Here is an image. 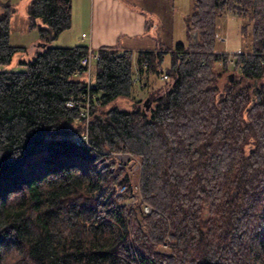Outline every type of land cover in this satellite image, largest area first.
<instances>
[{
	"label": "trees",
	"instance_id": "1",
	"mask_svg": "<svg viewBox=\"0 0 264 264\" xmlns=\"http://www.w3.org/2000/svg\"><path fill=\"white\" fill-rule=\"evenodd\" d=\"M1 6L5 64L25 46L10 40L13 4ZM27 9L45 45L25 68H0V264H264V0H194L189 42L139 50L136 64L133 50L99 47L90 145L75 138L81 107L66 104L87 89L89 45L52 43L72 0ZM228 9L252 24L232 53L217 47ZM119 96L129 105H107ZM117 150L140 162L135 202Z\"/></svg>",
	"mask_w": 264,
	"mask_h": 264
},
{
	"label": "rangeland",
	"instance_id": "2",
	"mask_svg": "<svg viewBox=\"0 0 264 264\" xmlns=\"http://www.w3.org/2000/svg\"><path fill=\"white\" fill-rule=\"evenodd\" d=\"M13 3L15 4V8L13 9L12 13V33L10 40L15 44L26 45L28 50H25L24 52L18 50L8 63L0 64V68L2 69L25 68V64L21 62V59H28L29 54L31 53L32 42L34 40H41L38 27H30L29 25L31 21L27 10L28 0H14ZM157 5L160 9L161 3L158 2ZM193 6L194 0H170L163 13L160 12V9V11H154V14L151 13L149 8L142 6V9L148 11L146 12L147 16L151 18V25L148 27V29H151L146 31L145 37H143L144 41H147L149 44H152L154 41L153 44H156L157 42V44H163L164 46L174 45L177 42H189L191 36L187 31V19L193 10ZM80 26L81 21L79 20V16H77L76 10L75 24L74 28H72V31H74L76 28L79 29ZM251 27L252 24L248 17L240 15L239 11L233 9L225 10L218 16V49L236 51L240 47H245L251 37ZM52 43L55 45L73 44L71 41L64 40L63 38H57L53 40ZM134 56L136 64L137 51H134ZM170 59L171 55L168 51L166 52L165 60L162 63L163 68H165L170 63ZM82 75L84 76V74ZM154 77L155 79H153V82L156 84L164 81L162 73L161 76L155 75ZM134 93L137 94V97H146L145 90H143V87H141V81H135ZM113 104H118L121 106L129 105L127 98L123 96L116 97L107 103V105ZM144 106H146L145 102ZM89 121H86L85 119L82 120L84 128L79 134L85 133L87 131L89 132ZM115 155L119 160V164L128 166L129 168L135 188L128 202H135L137 200L140 162L138 159L135 160L131 156V153L127 150H117L115 151ZM149 208H151V206H149ZM163 250H167L166 246L163 247Z\"/></svg>",
	"mask_w": 264,
	"mask_h": 264
},
{
	"label": "crops",
	"instance_id": "3",
	"mask_svg": "<svg viewBox=\"0 0 264 264\" xmlns=\"http://www.w3.org/2000/svg\"><path fill=\"white\" fill-rule=\"evenodd\" d=\"M1 1L2 0H0V10L2 7ZM10 1L15 8V4L13 3L14 0ZM29 1L30 0H28V3ZM169 1L170 0H72V25L70 28L64 30L58 38L69 40L73 44L78 42L87 43L89 49L93 50H97L102 46H115L120 49H130L133 51L164 47L173 48L175 44L164 46L163 44H157V42L153 44L154 41L152 44H149L143 39L146 31L151 29H148L151 25V18L147 16L146 12L148 11H145L141 7L144 6L149 8L153 14L154 11H160V9V12L163 13ZM158 2L161 3L160 9L157 5ZM76 10L77 16H79V20L81 21V26L79 29H74V33L72 28H74L75 24ZM40 21L41 20L38 19V22ZM29 25L31 27V24ZM41 40H34L32 42L29 58H32L38 50L44 47V45L40 43ZM24 46L25 48L20 51L24 52L28 50L27 46ZM143 90L145 89L143 88Z\"/></svg>",
	"mask_w": 264,
	"mask_h": 264
},
{
	"label": "built area",
	"instance_id": "4",
	"mask_svg": "<svg viewBox=\"0 0 264 264\" xmlns=\"http://www.w3.org/2000/svg\"><path fill=\"white\" fill-rule=\"evenodd\" d=\"M120 51H122V49H120ZM238 51V50H236ZM231 53L234 51H230ZM98 57V49L97 50H93V49H89V51L81 58V63L83 65H86V69L81 72L80 70H77V73L79 74H84V80L86 82L87 85V89L81 93V98H70L67 100L66 104L69 106H80L81 107V114L84 116V119L86 121H89L91 118V99L94 96V92L91 91V73H92V65L94 60ZM142 63L146 64L147 63V59H143ZM236 64V58L233 55H229L228 58V65L230 67H233ZM243 63L240 62L239 63V67L242 65ZM137 68V67H136ZM136 70V74L134 79L137 80L139 79V74ZM163 77H167V74L164 73ZM76 141L79 143H85L90 145V138H89V132H85V133H81L76 135ZM147 211H150V208L147 206L146 207Z\"/></svg>",
	"mask_w": 264,
	"mask_h": 264
},
{
	"label": "water",
	"instance_id": "5",
	"mask_svg": "<svg viewBox=\"0 0 264 264\" xmlns=\"http://www.w3.org/2000/svg\"><path fill=\"white\" fill-rule=\"evenodd\" d=\"M40 43H41L42 45H45V43H44L43 41H40ZM231 74H232V77H234V72H233V71L231 72ZM97 116H98V117H101V116H103V115H102L101 113H98Z\"/></svg>",
	"mask_w": 264,
	"mask_h": 264
}]
</instances>
